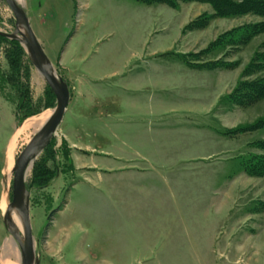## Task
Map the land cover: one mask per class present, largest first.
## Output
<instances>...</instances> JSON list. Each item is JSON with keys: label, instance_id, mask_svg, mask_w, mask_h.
I'll return each instance as SVG.
<instances>
[{"label": "rangeland", "instance_id": "rangeland-1", "mask_svg": "<svg viewBox=\"0 0 264 264\" xmlns=\"http://www.w3.org/2000/svg\"><path fill=\"white\" fill-rule=\"evenodd\" d=\"M18 1L55 67L72 69L83 91L69 85L64 119L27 176L40 264H264V173L246 169L264 157V95L243 94L264 85V0ZM14 24L0 0V30ZM19 44L0 36V264H21L3 220L9 141L56 105ZM153 52L199 66L190 91L116 85L151 77L142 56ZM237 89L241 104L230 98ZM113 102L189 104L195 113H171L159 127L117 118ZM7 239L18 253L5 263Z\"/></svg>", "mask_w": 264, "mask_h": 264}, {"label": "water", "instance_id": "water-1", "mask_svg": "<svg viewBox=\"0 0 264 264\" xmlns=\"http://www.w3.org/2000/svg\"><path fill=\"white\" fill-rule=\"evenodd\" d=\"M4 1L14 14L15 24L12 32L0 30V36L15 40L24 46L29 61L43 76L56 97V105L52 114L16 156L12 169L11 201L5 213L3 212L5 227L20 247L21 264H40L30 220V188L27 185V170L29 166L32 167L36 158L57 133L71 100V90L68 82L58 72L35 35L23 5L17 0ZM4 181L5 188L10 191V183H7L5 177ZM13 211L17 213L22 222V231L13 219Z\"/></svg>", "mask_w": 264, "mask_h": 264}, {"label": "crops", "instance_id": "crops-1", "mask_svg": "<svg viewBox=\"0 0 264 264\" xmlns=\"http://www.w3.org/2000/svg\"><path fill=\"white\" fill-rule=\"evenodd\" d=\"M137 1V0H136ZM140 2V1H138ZM144 3V2H141ZM147 4V3H145ZM186 57L181 54H171L166 55L160 52H153L148 55L142 56L143 62L145 64L143 67L149 68L151 71H147L151 77L140 75L137 78L131 79V77L122 78L120 81L117 82L116 85H123L125 88L129 89L131 86L133 88H137L138 90H145L149 87L157 88V89H165L170 91H190L192 84L196 83V80L194 77H190L191 73H194L195 71V65L187 63ZM56 67L59 70V73L68 81L72 92H80L83 94V91L78 89L77 87V81L79 78V75H77L72 69H69L65 63L59 62V65ZM153 71L160 72L163 75L160 76H154ZM153 72V73H151ZM176 74H180L181 77H173ZM112 77H119V71L115 70L110 73ZM86 83L88 81L86 80ZM84 84V81L80 80V87H82ZM113 107L117 110V113H115L117 118H126L129 117L131 120L134 118H140L143 119L141 124L147 123L149 120V124H155L159 121L162 122L163 118L171 113L180 114L175 115L174 118H179L186 116L190 113H195L194 108H190L191 106L189 104L185 105H161L158 106L155 105H147V104H137V103H126L125 106H121L117 102H113ZM68 109V108H67ZM76 109V108H75ZM101 109V110H100ZM122 109H128L131 113L124 114L121 113ZM100 112L98 113L101 117L104 116V113L102 111V108H99ZM110 112H108L109 114ZM110 115V114H109ZM180 119V118H179ZM130 120V122H132ZM179 121V120H178ZM159 127L164 126V123H158ZM173 124V123H168ZM14 135V133H13ZM12 135V137H14ZM68 135V134H67ZM11 139L13 140V138ZM10 141L12 142V140ZM9 141V146L11 145V142ZM19 145V141L17 146ZM16 146V149H17ZM8 155V154H7ZM7 162V157H6Z\"/></svg>", "mask_w": 264, "mask_h": 264}, {"label": "bare ground", "instance_id": "bare-ground-1", "mask_svg": "<svg viewBox=\"0 0 264 264\" xmlns=\"http://www.w3.org/2000/svg\"><path fill=\"white\" fill-rule=\"evenodd\" d=\"M53 110H49L43 114H40L38 116H35V117H32V118L26 120L22 124V126L18 130V132L15 133L13 140L11 142V145L9 146L8 155H7V162H6V166L4 168V171H3L8 184L11 182V179H12V175H13L12 169H13L15 159H16V155H15L16 154V146L18 144V141H20L21 135L25 134L24 138L26 139V141H29L31 136H33L34 133L37 132L42 127V125L46 122V120L52 114ZM30 168H31V166H29V168L27 170V175L29 173ZM8 193H9L8 188L7 189L5 188L4 196L5 197L8 196ZM5 202H6V199H5ZM12 216H13L15 223L21 229L22 222H21L19 216L17 215V213L15 211L12 212ZM17 253H18V247H17L16 242L13 239H7L4 243L2 251H1L3 261L5 263H7L8 258L10 256H16ZM20 254H21V252H20ZM19 260H21V259L19 258Z\"/></svg>", "mask_w": 264, "mask_h": 264}, {"label": "trees", "instance_id": "trees-1", "mask_svg": "<svg viewBox=\"0 0 264 264\" xmlns=\"http://www.w3.org/2000/svg\"><path fill=\"white\" fill-rule=\"evenodd\" d=\"M140 2H144V3H148V4H152V3H167L170 6H175V4L171 1V0H137ZM215 3V1H214ZM222 3V2H221ZM226 4H223L222 9L226 10L231 8V6L229 5L230 3H228L227 1L225 2ZM12 43H14L16 46H21L19 44V42L12 40ZM21 48V47H20ZM187 62V61H186ZM189 63V62H187ZM193 65H195L193 63ZM195 67H199L197 65H195ZM202 67V66H201ZM208 67H211V65L209 64ZM245 91H244V95L247 97H263L264 95V85L260 82H254V83H250L244 86ZM51 90V89H50ZM52 91V90H51ZM53 92V91H52ZM240 92L239 89L235 90V93L233 95L230 96V98L233 100L234 103L237 104H241V99H240V94H236ZM54 94V93H53ZM246 169H249L250 172H258V173H264V157L260 158L259 160H257L255 163H251V164H246Z\"/></svg>", "mask_w": 264, "mask_h": 264}]
</instances>
